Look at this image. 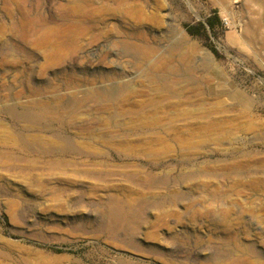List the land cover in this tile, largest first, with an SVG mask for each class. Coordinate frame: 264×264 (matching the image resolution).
<instances>
[{
  "label": "rangeland",
  "instance_id": "obj_1",
  "mask_svg": "<svg viewBox=\"0 0 264 264\" xmlns=\"http://www.w3.org/2000/svg\"><path fill=\"white\" fill-rule=\"evenodd\" d=\"M0 264H264V0H0Z\"/></svg>",
  "mask_w": 264,
  "mask_h": 264
},
{
  "label": "trees",
  "instance_id": "obj_2",
  "mask_svg": "<svg viewBox=\"0 0 264 264\" xmlns=\"http://www.w3.org/2000/svg\"><path fill=\"white\" fill-rule=\"evenodd\" d=\"M206 23H207V26H208V28H209L210 30H213V29H214V27H215V22H214L211 18H209V19L206 21ZM202 28H203V30H205V27H203V25H202ZM187 30H188V32H189L190 34H192V35L196 34V32L194 31V28H192V27H187Z\"/></svg>",
  "mask_w": 264,
  "mask_h": 264
},
{
  "label": "bare ground",
  "instance_id": "obj_3",
  "mask_svg": "<svg viewBox=\"0 0 264 264\" xmlns=\"http://www.w3.org/2000/svg\"><path fill=\"white\" fill-rule=\"evenodd\" d=\"M183 33H185V32L183 31ZM210 91L214 92V88H211V90H210Z\"/></svg>",
  "mask_w": 264,
  "mask_h": 264
}]
</instances>
